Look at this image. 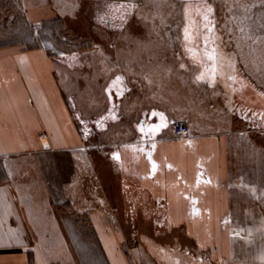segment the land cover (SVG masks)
Returning <instances> with one entry per match:
<instances>
[{"label": "rangeland", "instance_id": "374dc122", "mask_svg": "<svg viewBox=\"0 0 264 264\" xmlns=\"http://www.w3.org/2000/svg\"><path fill=\"white\" fill-rule=\"evenodd\" d=\"M7 17L0 43L49 50L88 144L86 163L32 165L44 177L59 173L34 182L58 208L38 223L64 242L41 246L53 264H110L101 235L112 247L120 241L129 264H226L222 238L234 230L181 221L170 186L198 170L183 159L192 140L211 144L187 150L206 162L199 177L207 156L224 153L264 180V0H0ZM178 120L189 122L184 134ZM85 203L114 209L122 228L95 227L74 207Z\"/></svg>", "mask_w": 264, "mask_h": 264}, {"label": "crops", "instance_id": "0c3cea01", "mask_svg": "<svg viewBox=\"0 0 264 264\" xmlns=\"http://www.w3.org/2000/svg\"><path fill=\"white\" fill-rule=\"evenodd\" d=\"M87 145L49 50L43 45L0 46V168L3 173L0 175V264H53V259H57L41 246L64 242L55 240L54 233L49 232L50 225L39 227L38 223L42 222L40 213L56 214L58 208L56 202L46 198L45 189L37 190L34 182L49 183L59 173L53 171L50 177H44L32 165H41L42 158L51 166L66 158L86 163ZM182 147L186 149L182 152L184 161L196 160L198 170L181 171L170 186L181 221L191 222L192 228L234 230L230 234L225 232L227 236L222 238L224 246L230 245L228 252L224 248L221 253L226 264H264V180L255 176L247 178L245 158L229 159L221 150L216 159L205 158L209 162L204 168L205 177H199L195 173L206 162L193 158L187 150L205 149L211 144L192 140L183 142ZM126 148L133 151L129 146ZM39 153L45 156L39 157ZM128 158L133 155L129 154ZM74 207L93 214L97 228H122L112 208L102 210L86 203ZM89 207L93 211L87 210ZM56 225L58 229L62 227ZM99 238L110 264H129L119 240L113 248L109 237Z\"/></svg>", "mask_w": 264, "mask_h": 264}, {"label": "trees", "instance_id": "16d2710c", "mask_svg": "<svg viewBox=\"0 0 264 264\" xmlns=\"http://www.w3.org/2000/svg\"><path fill=\"white\" fill-rule=\"evenodd\" d=\"M8 18L9 17H7V20H3V21L0 19V34H5L9 30V27H8V25L6 23L9 20ZM22 21L25 23L26 20L23 19ZM26 25H27V23H26ZM23 33L26 35V38L34 39V35L31 32V29L26 27L25 30L23 31ZM10 44H15V43H10ZM2 45H9V43H6V42L5 43H0V46H2ZM35 46H38V45H35ZM35 46H33V47H35Z\"/></svg>", "mask_w": 264, "mask_h": 264}, {"label": "built area", "instance_id": "2783aa9c", "mask_svg": "<svg viewBox=\"0 0 264 264\" xmlns=\"http://www.w3.org/2000/svg\"><path fill=\"white\" fill-rule=\"evenodd\" d=\"M188 127H189V122L187 120H178L175 123V130L182 134H184L188 130Z\"/></svg>", "mask_w": 264, "mask_h": 264}, {"label": "bare ground", "instance_id": "6f19581e", "mask_svg": "<svg viewBox=\"0 0 264 264\" xmlns=\"http://www.w3.org/2000/svg\"><path fill=\"white\" fill-rule=\"evenodd\" d=\"M116 165V164H115Z\"/></svg>", "mask_w": 264, "mask_h": 264}]
</instances>
